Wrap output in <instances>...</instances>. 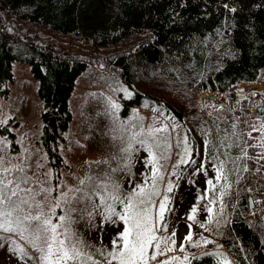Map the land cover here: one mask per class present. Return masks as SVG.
<instances>
[{"label":"rangeland","instance_id":"obj_1","mask_svg":"<svg viewBox=\"0 0 264 264\" xmlns=\"http://www.w3.org/2000/svg\"><path fill=\"white\" fill-rule=\"evenodd\" d=\"M116 9L117 7L108 9L107 17L99 14L93 20L102 24L114 17ZM82 25L85 29L90 28L88 20ZM77 26L79 28L81 25ZM41 31L44 40L59 45L66 42L65 37L49 28H41ZM76 34L81 36V39L87 35L79 34L77 30ZM143 39L142 36L131 34L117 44H102L96 41L93 50L85 54L76 46L72 47L74 51L72 54L78 55L79 60L87 61V65L83 75L77 79L74 92L69 99L73 120L64 132L60 144L61 153L69 167L64 171L58 188L42 186L43 174L49 166L40 141L43 102L37 91L38 80L31 65L22 61L14 62L15 77L9 83L11 91L9 98L0 93V124L8 121L10 130L15 132V134L9 132L11 138L15 140V144H12L9 137L4 136L0 130V172L10 171L15 176L24 173L31 183L37 184L31 190L33 196L18 194L13 199L17 202L21 199L27 200L13 216L41 215L42 218H50L54 224L60 225L57 229L61 233L59 239H65L69 247L74 246L81 254L80 259L68 261V264H109L110 261L111 264H118L117 261L111 260L108 253L113 251L114 239L117 240V245L121 244L118 237L123 231L124 223L115 215L107 219L109 213L105 205H114L117 212H122L123 205L107 197L118 195L120 199L126 201L130 193L134 190L139 191L138 185L145 190V195L138 199L146 201L156 235L164 240L175 241V244L161 243V249H164L162 255L157 256L155 260L149 259L147 264H162L163 261H169L175 251L179 258L176 262L189 264L191 255L184 251V245L188 242L185 237L189 232L190 242L202 243L208 240L211 241L209 243L211 245H220V238L229 221L227 210L231 211L229 203L227 209L219 211L227 191L223 186L226 168L232 175L228 181L233 185H239L244 179L234 176L237 168L241 173H245L246 168H251L257 163V160L251 157L249 161L246 159L231 171L230 163L239 161L242 157L228 158L223 155L219 161L220 166L214 165L213 158L208 153L209 140L213 138L205 133L209 130L207 115L219 105L234 111L248 108L257 112L258 107L262 106L264 114V97L258 96L264 79L261 82H258L260 79L258 78L253 82L237 84L229 92H212L216 95L211 98L208 95L209 91L198 89L200 83L196 82L194 74L196 67L192 63L189 70L182 68L188 77L187 82L192 85L191 91H182L186 83V80H182L176 84V89L172 93L181 108L176 118L156 102H151L149 93L160 95L154 90V86H159L158 84L142 83V90L148 87V94L141 100L134 98L128 102L121 97L122 94L126 96L131 92L121 82L119 67L110 63L111 58L108 55L124 45L137 47ZM39 43L43 44L41 40ZM208 43L213 46L217 44L216 41L212 43L210 40H207ZM65 46L70 45L67 43ZM120 55L113 58L119 59ZM182 58L184 59V56ZM148 69L155 71L148 76L153 83L160 82L165 93L162 96L168 99V90L178 79L176 72L181 68L170 60H165ZM86 70H92L93 73L85 75ZM142 79L148 81L149 78ZM108 84H113L112 90L107 89ZM98 90L100 94H97ZM234 100L238 102L234 103ZM199 102L204 107L198 113ZM96 105L98 108L95 110ZM105 117L111 119V127L97 132L95 126L99 125L96 120ZM243 117L244 114L241 118ZM254 120V126L247 130V134L251 135L249 138L252 142L258 138L261 155L264 151V132L261 133L264 119ZM186 121L190 123L191 133L185 128ZM196 126H202L200 128L204 131L201 133V129H196ZM230 146L238 147L244 154H247L250 148L249 146L242 148L238 140L232 141ZM220 150L225 149L220 147ZM261 167L264 169L263 165ZM194 173L195 179L189 180ZM263 176L264 170H256L253 180L261 182ZM178 179H181L179 189L173 196ZM208 181L212 183L209 184ZM169 188L171 191H168ZM38 190L41 191L39 196L36 195ZM101 197H105L103 202ZM165 197L166 210L163 219H160L159 206ZM240 200L238 195L237 201ZM256 203L262 212L264 201L257 198ZM194 207L195 213L192 211ZM209 208L212 209L211 212L208 211ZM81 209L85 214L80 215L78 221L77 212L79 213ZM193 215L198 216V223L189 219ZM60 217L65 219L61 221ZM253 229L262 239L264 238V224L261 227L253 226ZM20 248L28 253L23 259ZM167 248L172 250L167 251ZM193 248L194 253L198 250L197 244ZM35 250L26 240L21 239L19 234L0 230V264H40L39 253L37 250L34 252ZM153 251L155 249L150 248L149 255ZM184 257L188 258L187 261ZM97 258L99 260L92 263ZM198 264L219 263H216L215 259L213 261L210 259Z\"/></svg>","mask_w":264,"mask_h":264},{"label":"trees","instance_id":"obj_2","mask_svg":"<svg viewBox=\"0 0 264 264\" xmlns=\"http://www.w3.org/2000/svg\"><path fill=\"white\" fill-rule=\"evenodd\" d=\"M114 7L118 9L114 17L102 24L93 20L99 14L107 17L108 9ZM85 20L90 28L83 27ZM41 28L58 32L66 42L59 45L44 40ZM76 30L87 35L81 39ZM131 34L142 36L141 44L120 47L108 55L110 63L119 67L121 80L135 91L134 98L141 100L148 94L142 83L158 84L154 90L160 95L149 93L150 97L166 101L177 115L181 108L172 93L182 80H186L182 91H191L185 70L192 63L199 90L229 92L240 81L258 79L264 70V0H0V93H10L7 83L14 78L15 61L31 64L44 102L40 139L57 173L66 162L60 144L72 120L69 99L87 65L72 54V47L85 54L93 50L96 41L117 44ZM207 40L216 41V46ZM119 54L121 58H113ZM165 60L181 68L168 90V99L162 96L160 82L153 83L148 76L155 72L148 68ZM243 113L241 118L226 110L213 112L211 119L220 142L229 143L244 135L249 126L246 119L252 115ZM0 181H12L8 188L16 184L22 190L18 194H32L33 183L24 173L0 172ZM254 225L240 215L227 227L224 243L235 264H264V238Z\"/></svg>","mask_w":264,"mask_h":264},{"label":"snow or ice","instance_id":"obj_3","mask_svg":"<svg viewBox=\"0 0 264 264\" xmlns=\"http://www.w3.org/2000/svg\"><path fill=\"white\" fill-rule=\"evenodd\" d=\"M234 11V9H233ZM154 170V177H155ZM220 178L218 171L217 179ZM8 184L0 181V230L7 233H17L21 239L26 240L39 253L40 264H68V261L78 260L81 257L80 252L74 247H69L65 239H59L61 233L57 231L60 225L54 224L50 218H42L41 215L31 216H13L14 212L21 209V205L27 203V200L14 201L12 198L18 196V192L22 191L18 188L9 190ZM83 183V181H81ZM211 184V181H208ZM139 191L134 190L129 194L127 200H122L118 195L109 196L114 202L118 201L123 205L122 212H117L114 205H105L110 219L111 216H118L119 220L123 221V231L119 233L120 245H117V240H113V251L108 253L111 260L117 261L118 264H147L149 259L155 260L158 255L162 254L164 249H161V243L167 245L169 242L175 244L174 240H164L156 235L152 215L149 208L146 206L144 199H138L145 195V190L141 186H137ZM171 191V188L168 189ZM105 197H101L102 202ZM151 197H148L150 202ZM165 200L160 203V219H163L165 209ZM193 213L196 209L193 208ZM212 211L211 208L208 209ZM65 218L60 217L63 221ZM189 219H194V215ZM31 221L39 223L32 227ZM186 240H191V232L185 237ZM204 243L211 241L204 240ZM154 248L155 251L149 255V249ZM171 251V248H167ZM21 258L23 259L28 253L23 249H19ZM178 257H172L171 260H178ZM187 257L184 260L187 261ZM111 264V261L109 262ZM162 264H171L170 261H163ZM227 264V261H225Z\"/></svg>","mask_w":264,"mask_h":264}]
</instances>
